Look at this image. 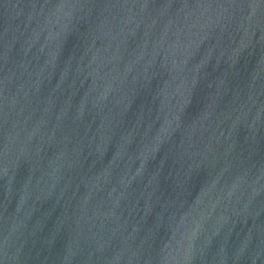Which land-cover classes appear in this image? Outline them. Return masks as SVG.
<instances>
[{"label": "water", "instance_id": "water-1", "mask_svg": "<svg viewBox=\"0 0 264 264\" xmlns=\"http://www.w3.org/2000/svg\"><path fill=\"white\" fill-rule=\"evenodd\" d=\"M0 264H264V0H0Z\"/></svg>", "mask_w": 264, "mask_h": 264}]
</instances>
